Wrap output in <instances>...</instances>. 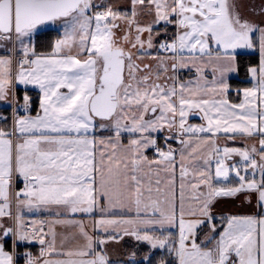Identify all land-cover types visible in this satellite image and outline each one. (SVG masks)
I'll return each mask as SVG.
<instances>
[{
  "label": "snow or ice",
  "instance_id": "1",
  "mask_svg": "<svg viewBox=\"0 0 264 264\" xmlns=\"http://www.w3.org/2000/svg\"><path fill=\"white\" fill-rule=\"evenodd\" d=\"M0 264H264V0H0Z\"/></svg>",
  "mask_w": 264,
  "mask_h": 264
}]
</instances>
